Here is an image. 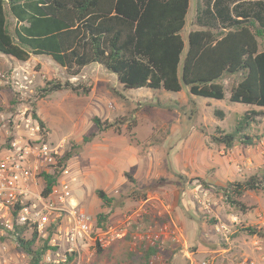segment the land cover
Wrapping results in <instances>:
<instances>
[{"label":"rangeland","instance_id":"1","mask_svg":"<svg viewBox=\"0 0 264 264\" xmlns=\"http://www.w3.org/2000/svg\"><path fill=\"white\" fill-rule=\"evenodd\" d=\"M203 3L190 2L181 33L186 44L190 32L201 29L196 16ZM9 20L13 29L11 14ZM259 42L263 50L264 39ZM51 80L82 83L92 91L87 96L60 91L40 98V90ZM236 83L234 77L224 80L223 100L194 96L188 89H127L99 64L71 77L52 57L32 56L22 62L0 53V150L9 144L8 131L17 134L13 120L21 111L33 114L35 104L51 142L61 145L62 157L74 152L64 179L71 183L80 209L96 224L99 213L108 214L106 223L125 233L102 253L97 249L86 254L81 264H134L142 257L140 249L149 247L141 237L167 224L179 229L178 241L156 249L151 264H202L207 259L211 264H264V238L242 230L255 227L264 232L257 217L264 216V190L245 193V212L232 207L222 190L264 168V116L246 131L258 139L254 146L237 142L227 148L213 140L218 128L233 132L246 111L264 112L230 102ZM96 117L128 122L120 129L99 131ZM98 190L115 199L112 207L103 203ZM24 236L32 238L28 231ZM41 244L37 239L35 246ZM0 264H31L14 235L2 227Z\"/></svg>","mask_w":264,"mask_h":264},{"label":"trees","instance_id":"2","mask_svg":"<svg viewBox=\"0 0 264 264\" xmlns=\"http://www.w3.org/2000/svg\"><path fill=\"white\" fill-rule=\"evenodd\" d=\"M191 0H0V53L27 62L32 56L52 57L71 77L85 67L102 65L117 74L127 89L148 88L179 93L187 86L190 94L223 100L227 95L224 80L237 78L230 102L264 108V0H204L196 23L201 29L190 32L186 44L182 31ZM14 20L11 29L9 15ZM60 91L87 96L92 86L70 80L47 81L40 98ZM217 115L223 117L222 111ZM33 115L46 129L36 112ZM263 111L248 110L233 132L218 128L213 140L227 148L237 142L254 146L257 138L246 133ZM99 131L120 129L126 119H94ZM47 130V129H46ZM90 139L85 138V142ZM74 156L60 158L58 171ZM47 195L57 182L46 175ZM232 207L245 212V193L264 190V168L248 179L228 183L222 188ZM97 194L112 207L114 198L103 190ZM108 214L97 215V225L106 224ZM27 227L12 233L31 264H42L48 240L35 246L37 233L26 239ZM251 235L264 232L242 228ZM102 253L103 249L98 248ZM142 257L134 264H151L155 247L140 249Z\"/></svg>","mask_w":264,"mask_h":264},{"label":"built area","instance_id":"3","mask_svg":"<svg viewBox=\"0 0 264 264\" xmlns=\"http://www.w3.org/2000/svg\"><path fill=\"white\" fill-rule=\"evenodd\" d=\"M17 74L16 69V78ZM13 121L17 134L12 136L13 131H8L9 144L0 150V227L11 234L16 227H27L31 235L37 233V239L48 240L42 264H81L86 254L92 255L99 247L105 249L123 237V230L109 223L99 227L92 215L80 209L71 183L64 179L68 169L63 166L57 170L61 145L51 142L48 131L34 115L21 111ZM46 175L57 178L47 195ZM257 217L264 228V216L259 213ZM178 230L167 224L161 230L148 231L141 240L161 249L178 241ZM202 264H211V260Z\"/></svg>","mask_w":264,"mask_h":264},{"label":"water","instance_id":"4","mask_svg":"<svg viewBox=\"0 0 264 264\" xmlns=\"http://www.w3.org/2000/svg\"><path fill=\"white\" fill-rule=\"evenodd\" d=\"M116 76L118 77V75L116 74ZM184 89H187V86L186 85H184Z\"/></svg>","mask_w":264,"mask_h":264},{"label":"crops","instance_id":"5","mask_svg":"<svg viewBox=\"0 0 264 264\" xmlns=\"http://www.w3.org/2000/svg\"><path fill=\"white\" fill-rule=\"evenodd\" d=\"M163 90V89H162Z\"/></svg>","mask_w":264,"mask_h":264}]
</instances>
